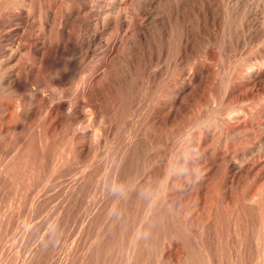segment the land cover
<instances>
[{
  "label": "rangeland",
  "instance_id": "rangeland-1",
  "mask_svg": "<svg viewBox=\"0 0 264 264\" xmlns=\"http://www.w3.org/2000/svg\"><path fill=\"white\" fill-rule=\"evenodd\" d=\"M0 264H264V0H0Z\"/></svg>",
  "mask_w": 264,
  "mask_h": 264
},
{
  "label": "bare ground",
  "instance_id": "bare-ground-1",
  "mask_svg": "<svg viewBox=\"0 0 264 264\" xmlns=\"http://www.w3.org/2000/svg\"><path fill=\"white\" fill-rule=\"evenodd\" d=\"M262 188V187H261Z\"/></svg>",
  "mask_w": 264,
  "mask_h": 264
}]
</instances>
